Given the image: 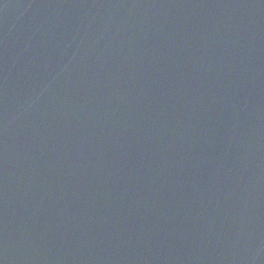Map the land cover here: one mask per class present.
<instances>
[{"label": "water", "instance_id": "obj_1", "mask_svg": "<svg viewBox=\"0 0 264 264\" xmlns=\"http://www.w3.org/2000/svg\"><path fill=\"white\" fill-rule=\"evenodd\" d=\"M0 264H264V0H0Z\"/></svg>", "mask_w": 264, "mask_h": 264}]
</instances>
